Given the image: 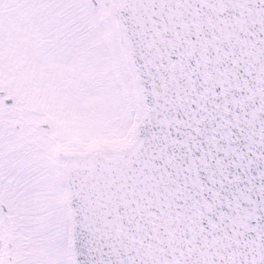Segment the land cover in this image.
Returning <instances> with one entry per match:
<instances>
[{"label":"snow or ice","instance_id":"obj_1","mask_svg":"<svg viewBox=\"0 0 264 264\" xmlns=\"http://www.w3.org/2000/svg\"><path fill=\"white\" fill-rule=\"evenodd\" d=\"M0 264H264V0H0Z\"/></svg>","mask_w":264,"mask_h":264}]
</instances>
